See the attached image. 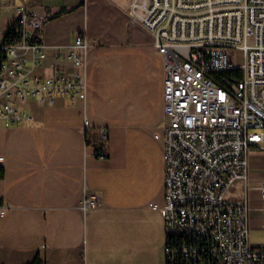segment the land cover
Segmentation results:
<instances>
[{"label": "crops", "instance_id": "crops-1", "mask_svg": "<svg viewBox=\"0 0 264 264\" xmlns=\"http://www.w3.org/2000/svg\"><path fill=\"white\" fill-rule=\"evenodd\" d=\"M45 1L30 3L47 18V57L33 73H71L59 49L85 31L86 97L82 103L58 96L51 105L30 98L31 119L0 126V264H165L163 55L124 14L131 27L116 40L98 37L86 23L69 39H48L47 23L80 6L77 0L52 8ZM48 11L61 13L51 18ZM98 126L108 128L105 158L96 156ZM262 179L264 151L251 150L246 176L225 192L246 201L249 242L258 248H264ZM85 192L98 200L86 211Z\"/></svg>", "mask_w": 264, "mask_h": 264}, {"label": "built area", "instance_id": "built-area-1", "mask_svg": "<svg viewBox=\"0 0 264 264\" xmlns=\"http://www.w3.org/2000/svg\"><path fill=\"white\" fill-rule=\"evenodd\" d=\"M33 0H0V126L31 119L26 102L86 97L85 31L59 53L71 73H33L47 57V18ZM164 58L163 206L165 264H264L249 242L248 205L226 190L247 173L251 150L264 151V0H128ZM82 50V54L78 50ZM96 156H107L98 126ZM264 201V179L260 182ZM84 193L82 207L95 206Z\"/></svg>", "mask_w": 264, "mask_h": 264}, {"label": "rangeland", "instance_id": "rangeland-1", "mask_svg": "<svg viewBox=\"0 0 264 264\" xmlns=\"http://www.w3.org/2000/svg\"><path fill=\"white\" fill-rule=\"evenodd\" d=\"M77 0H47L45 5L52 8L74 5ZM78 7L75 11H64L59 19L49 21L45 26L46 37L48 39H69L75 29L87 27L98 37L112 38L113 40L123 37L126 31L130 29L129 22L123 18V14L128 20L136 23L128 13L126 0H79ZM73 9V8H72ZM9 12L8 9H0V24ZM50 13V11H48ZM61 11L52 14L51 18L57 16ZM131 25V24H130ZM87 36V34H86Z\"/></svg>", "mask_w": 264, "mask_h": 264}, {"label": "trees", "instance_id": "trees-1", "mask_svg": "<svg viewBox=\"0 0 264 264\" xmlns=\"http://www.w3.org/2000/svg\"><path fill=\"white\" fill-rule=\"evenodd\" d=\"M2 175H3V170H2V168L0 167V177H2ZM30 264H36V261L34 260V261H32Z\"/></svg>", "mask_w": 264, "mask_h": 264}]
</instances>
